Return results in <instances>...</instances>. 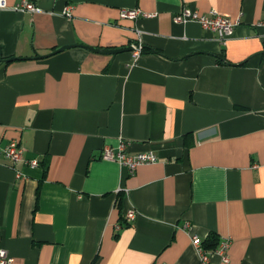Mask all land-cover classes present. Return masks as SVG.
<instances>
[{"label": "crops", "instance_id": "crops-1", "mask_svg": "<svg viewBox=\"0 0 264 264\" xmlns=\"http://www.w3.org/2000/svg\"><path fill=\"white\" fill-rule=\"evenodd\" d=\"M34 2L42 12L0 10V250L11 264H199L192 237L212 233L230 241L229 262L209 264H264V0ZM183 7L240 24L223 44L175 23ZM134 44L138 57L81 47ZM12 140L25 150L16 166L1 152ZM121 141L158 162L131 174L104 160Z\"/></svg>", "mask_w": 264, "mask_h": 264}, {"label": "built area", "instance_id": "built-area-1", "mask_svg": "<svg viewBox=\"0 0 264 264\" xmlns=\"http://www.w3.org/2000/svg\"><path fill=\"white\" fill-rule=\"evenodd\" d=\"M35 0H20L14 6L8 3V0H0V10H13L20 13H40L42 12L35 2ZM72 6H67L63 11V15L71 17ZM122 19H138V18H152V14H146L140 9H122L120 12ZM175 23L187 24L195 22L201 25L205 30L212 32L217 35L218 40L224 44V41L230 38L236 27L240 24V20H231L221 15L216 10H211L208 14H200L196 10L190 9L189 7H183L182 10L174 16ZM142 53V45L138 44L135 47V56L138 57ZM136 65V61L132 63V66ZM127 144L124 141L120 142V146L115 149L110 146H105L102 153V158L107 161L116 162L122 167L126 168L131 174H133L137 168L143 165H152L158 162L159 158L152 152L129 154L126 151ZM3 156L12 164L16 166L18 163L24 161V148L20 145L17 140L10 141L6 146L1 149ZM30 167L36 168L39 166L38 160H32L29 162ZM18 178H22V174L17 172ZM137 213L132 210L129 211L125 218L127 222H132L136 219ZM190 224L186 223L185 229H189ZM121 226L118 225V229ZM202 239L194 235L192 237V243L197 248L200 255L199 264H209L210 256L212 254H219L222 257V261L229 262L228 251L230 249V241L227 239H220L217 248L214 251H206L202 245ZM12 258L9 253L1 249L0 250V264H11Z\"/></svg>", "mask_w": 264, "mask_h": 264}, {"label": "water", "instance_id": "water-1", "mask_svg": "<svg viewBox=\"0 0 264 264\" xmlns=\"http://www.w3.org/2000/svg\"><path fill=\"white\" fill-rule=\"evenodd\" d=\"M74 46H77V45H67V46H63L61 48H58L57 50H54L52 53L50 54H47V55H44V56H38V58H45V57H48V56H51V55H54L56 53H59V52H63L65 50H68V49H71L73 48ZM81 47H84L86 48L88 51H91V52H94V53H102V54H117V53H122V52H129V51H133L135 50V47H138V44H134L132 46H128V47H124V48H120V49H109V50H104V49H99V48H94V47H89V46H81ZM13 59H16V58H9L5 61H11Z\"/></svg>", "mask_w": 264, "mask_h": 264}, {"label": "trees", "instance_id": "trees-1", "mask_svg": "<svg viewBox=\"0 0 264 264\" xmlns=\"http://www.w3.org/2000/svg\"><path fill=\"white\" fill-rule=\"evenodd\" d=\"M144 51L145 49L142 47V52ZM122 201H123V197L121 196L119 198V209L122 207ZM121 227H123V222L121 224ZM219 241H220L219 237L215 233H212L202 241V245L206 251H214L217 248Z\"/></svg>", "mask_w": 264, "mask_h": 264}]
</instances>
